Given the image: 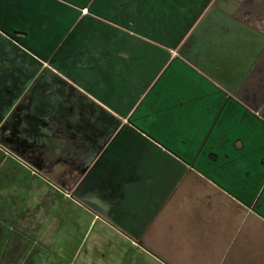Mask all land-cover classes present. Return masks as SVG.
<instances>
[{"label": "crops", "instance_id": "obj_1", "mask_svg": "<svg viewBox=\"0 0 264 264\" xmlns=\"http://www.w3.org/2000/svg\"><path fill=\"white\" fill-rule=\"evenodd\" d=\"M264 264V0H0V264Z\"/></svg>", "mask_w": 264, "mask_h": 264}, {"label": "rangeland", "instance_id": "obj_2", "mask_svg": "<svg viewBox=\"0 0 264 264\" xmlns=\"http://www.w3.org/2000/svg\"><path fill=\"white\" fill-rule=\"evenodd\" d=\"M258 264V263H257Z\"/></svg>", "mask_w": 264, "mask_h": 264}]
</instances>
